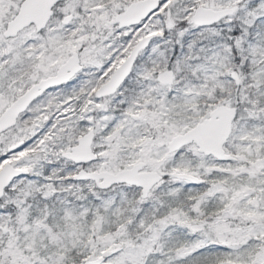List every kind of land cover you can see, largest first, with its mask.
<instances>
[{
  "label": "snow or ice",
  "instance_id": "obj_1",
  "mask_svg": "<svg viewBox=\"0 0 264 264\" xmlns=\"http://www.w3.org/2000/svg\"><path fill=\"white\" fill-rule=\"evenodd\" d=\"M0 264H264V0H0Z\"/></svg>",
  "mask_w": 264,
  "mask_h": 264
}]
</instances>
